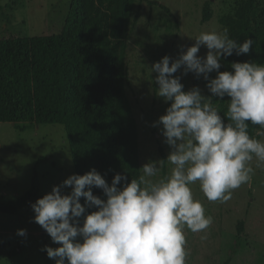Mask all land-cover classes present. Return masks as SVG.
<instances>
[{
    "label": "clouds",
    "instance_id": "9594fccd",
    "mask_svg": "<svg viewBox=\"0 0 264 264\" xmlns=\"http://www.w3.org/2000/svg\"><path fill=\"white\" fill-rule=\"evenodd\" d=\"M253 44L229 38L227 28L201 32L177 59L164 56L149 68L156 74V95L170 102L153 125L163 126L171 148L170 172L161 175L164 160H159L144 164L130 183L117 173L109 184L92 169L54 186L30 204L33 222L60 245L42 249L48 258L55 264H186L185 228L202 232L213 223L191 185L198 183L208 201L223 203L252 179L254 159L256 167L264 165V141L249 135V122L264 129V64L234 62L233 71H219L222 57L248 54ZM201 46L208 50L204 57L198 56ZM182 68L183 75L203 76L212 97L230 98L224 116L198 87L183 90L181 77L173 76ZM213 72L216 77L210 79ZM66 187L71 192L64 195ZM93 188L105 199L93 195ZM92 207L97 210L85 215ZM16 235L25 237L27 230Z\"/></svg>",
    "mask_w": 264,
    "mask_h": 264
},
{
    "label": "rangeland",
    "instance_id": "374dc122",
    "mask_svg": "<svg viewBox=\"0 0 264 264\" xmlns=\"http://www.w3.org/2000/svg\"><path fill=\"white\" fill-rule=\"evenodd\" d=\"M72 1L0 0L4 8L0 11V39L60 34ZM247 1L135 0L125 39L126 94L128 109L138 127L141 168L148 162L164 160L161 175H165L172 167L166 161L171 148L161 134L163 126H153L166 114L170 102L165 103L156 95V74L149 68L164 56L172 61L177 59L182 50L195 44L201 32L222 31L225 28L222 18L237 17ZM206 5L210 9L208 21L203 17ZM251 21L253 40L261 56L264 55V0H256ZM228 34L241 43L237 34L229 30ZM207 51L201 46L198 56L204 57ZM222 60L223 57L221 65ZM238 62H242L241 57ZM173 76L181 77L184 91L198 87L202 96L212 98L218 110L222 101L227 100V96L222 100L212 97L203 76L183 75V68ZM215 77V72L209 74L210 79ZM259 132L264 129L256 125L249 135L264 141V135ZM256 163L254 159L252 179L232 190L226 202L208 201L198 183L191 185L194 198L201 201L205 215L212 216L213 223L202 232L193 233L185 228L186 264H264V165L256 167ZM35 170L39 173L42 197L76 174L65 127L32 125L21 131L14 124L0 123V196L17 198L25 194L31 187ZM70 192V187L62 189L64 195ZM34 215L26 208L17 215L0 213V242L5 244L0 264H47L48 260L55 264L42 249L60 245L53 243L46 231L33 222ZM19 229H26L27 235H16ZM20 246L22 251L10 258L9 251Z\"/></svg>",
    "mask_w": 264,
    "mask_h": 264
},
{
    "label": "trees",
    "instance_id": "16d2710c",
    "mask_svg": "<svg viewBox=\"0 0 264 264\" xmlns=\"http://www.w3.org/2000/svg\"><path fill=\"white\" fill-rule=\"evenodd\" d=\"M135 0H73L60 34L0 39V123L26 131L32 125L60 124L65 127L76 175L95 169L111 184L114 175L138 179L139 132L128 109L125 39ZM256 0H249L235 18H222L230 33L253 40L251 15ZM0 4V11H3ZM210 17L209 5L203 12ZM254 41V40H253ZM264 64L254 41L248 54L223 57L221 72L233 71L238 62ZM220 106L227 112V102ZM225 122H228L225 118ZM256 125L249 122V132ZM37 170L31 187L17 197L0 196V213L17 215L32 210L42 198ZM93 195L105 199L101 189ZM82 206L85 201L81 198ZM97 209L86 208L90 214ZM241 231V229H239ZM23 247L9 251L17 256ZM5 244L0 242V261ZM47 264H52L47 261Z\"/></svg>",
    "mask_w": 264,
    "mask_h": 264
}]
</instances>
